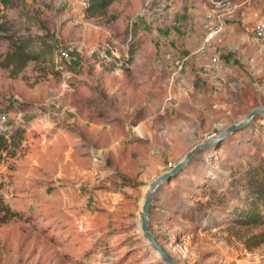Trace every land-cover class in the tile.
<instances>
[{
    "label": "rangeland",
    "instance_id": "1",
    "mask_svg": "<svg viewBox=\"0 0 264 264\" xmlns=\"http://www.w3.org/2000/svg\"><path fill=\"white\" fill-rule=\"evenodd\" d=\"M213 1L173 0L170 21L146 22L135 12L154 0H110L92 12L81 0H1L0 125L23 128L0 154V192L18 212L0 216V264H167L139 226L150 183L264 106L253 7L225 19L206 55L195 51L197 18ZM212 49L219 61L208 66ZM247 168L264 178V114L157 186L148 228L178 262L264 264V221L235 219Z\"/></svg>",
    "mask_w": 264,
    "mask_h": 264
},
{
    "label": "built area",
    "instance_id": "2",
    "mask_svg": "<svg viewBox=\"0 0 264 264\" xmlns=\"http://www.w3.org/2000/svg\"><path fill=\"white\" fill-rule=\"evenodd\" d=\"M89 0H81L82 4H88ZM173 0H154V5L145 3L139 10L135 12V18H142L146 22L152 21H170L174 10ZM253 7L258 16L253 19L249 28V37L255 42L256 48L261 50L263 47L262 40L264 39V0H241L232 2L230 0H215L204 11L203 19L205 22V30L201 37L199 46L196 48L198 55H206V49L218 36L222 35L226 29L225 19L237 14L240 9ZM173 21V20H172ZM176 25L180 22L175 21ZM180 27L186 32L191 31V21L180 24ZM110 51L111 47H107ZM66 50L60 45H55V54L58 57L66 56ZM187 56L182 57L171 65V70L168 76L169 84L173 83L184 66V61ZM217 52L212 51L208 55L207 65L214 66L218 63ZM171 94L168 93L166 99H169ZM5 119V112H0V122Z\"/></svg>",
    "mask_w": 264,
    "mask_h": 264
},
{
    "label": "trees",
    "instance_id": "3",
    "mask_svg": "<svg viewBox=\"0 0 264 264\" xmlns=\"http://www.w3.org/2000/svg\"><path fill=\"white\" fill-rule=\"evenodd\" d=\"M110 0H89L85 6L90 12L96 11L105 6ZM1 2V0H0ZM3 18H0V28L2 26ZM47 51L51 49V44H45ZM228 52L224 54V58H228ZM4 112V111H3ZM22 124L15 120L14 123L5 122L0 125V154L7 150L10 146L15 145L17 139L21 137ZM252 168L246 169V178L244 179V206L236 207V221L240 223H257L264 221V178H254L251 173ZM1 186V184H0ZM0 216L11 217L17 216L18 212L11 208V206L3 199L0 192ZM261 239H264V234L260 233Z\"/></svg>",
    "mask_w": 264,
    "mask_h": 264
},
{
    "label": "water",
    "instance_id": "4",
    "mask_svg": "<svg viewBox=\"0 0 264 264\" xmlns=\"http://www.w3.org/2000/svg\"><path fill=\"white\" fill-rule=\"evenodd\" d=\"M264 114V106H256L250 108L240 119L233 121L224 126L218 134L210 137L207 140L199 141L192 145L184 155L178 159L169 169L159 173L150 183L140 206V222L139 226L142 233L145 235L149 244L157 251V253L163 258L167 264H181L165 249L155 238L153 233L148 228V209L151 202L152 193L156 190L157 186L164 180H168L171 176L175 175L191 158V156L197 152L200 148L208 147L214 143L219 142L226 134L243 127L246 125L254 116Z\"/></svg>",
    "mask_w": 264,
    "mask_h": 264
},
{
    "label": "crops",
    "instance_id": "5",
    "mask_svg": "<svg viewBox=\"0 0 264 264\" xmlns=\"http://www.w3.org/2000/svg\"><path fill=\"white\" fill-rule=\"evenodd\" d=\"M258 16V12L256 11L255 14H254V19ZM198 21L196 20V18H194V23H195V20L197 21L196 23L200 26V29L199 31H201V33L199 34L200 35V38L202 37L203 35V32L205 30V24H204V19H203V16L201 18H197ZM253 21V20H252ZM211 49V47H209ZM213 51V49L211 50V52ZM210 52V53H211ZM209 53V54H210Z\"/></svg>",
    "mask_w": 264,
    "mask_h": 264
}]
</instances>
